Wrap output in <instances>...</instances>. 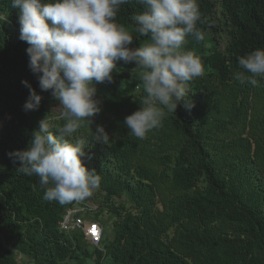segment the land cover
I'll use <instances>...</instances> for the list:
<instances>
[{
    "label": "trees",
    "instance_id": "trees-1",
    "mask_svg": "<svg viewBox=\"0 0 264 264\" xmlns=\"http://www.w3.org/2000/svg\"><path fill=\"white\" fill-rule=\"evenodd\" d=\"M197 3L203 39L188 36L183 49L199 56L204 73L188 82L187 102L162 127L139 139L124 125L145 95L134 62H119L113 82L97 93L102 110L91 128L104 126L110 142L84 149L83 162L102 178L85 200L102 226L94 246L81 230L60 228L74 202L45 201L39 177L18 172L20 162L8 155L28 147L46 114L63 121L28 68L19 9L0 0V264H264V79L253 86L234 77L238 57L264 48V0ZM216 6L227 30L223 50L215 44ZM144 10L130 0L117 15L132 47L149 41L132 20ZM21 81L42 96L38 110H23L29 88ZM76 136L89 140L87 126Z\"/></svg>",
    "mask_w": 264,
    "mask_h": 264
},
{
    "label": "clouds",
    "instance_id": "clouds-1",
    "mask_svg": "<svg viewBox=\"0 0 264 264\" xmlns=\"http://www.w3.org/2000/svg\"><path fill=\"white\" fill-rule=\"evenodd\" d=\"M130 0H11L19 9V39L26 42L28 68L37 76L41 91L59 101L56 124L46 114L33 130L26 149L8 153L16 169L39 177L45 201L60 205L83 202L100 187L101 176L83 162L85 145L110 142L104 126L91 125L101 112L97 84L113 82L118 63L134 62L142 69L143 95L140 107L124 118L130 133L144 139L162 127L168 113L187 102L188 82L200 77L204 67L199 56L185 51L186 38L202 40L196 25L200 19L197 0H137L144 11L132 17L135 32L149 36L143 46L132 47L134 37L117 22L122 6ZM5 20V17L2 18ZM241 71L234 73L241 83L258 85L264 79V48L238 57ZM246 73L248 75H246ZM29 88L23 110H38L42 96ZM192 107L191 104H186ZM87 126L89 140L76 134Z\"/></svg>",
    "mask_w": 264,
    "mask_h": 264
},
{
    "label": "built area",
    "instance_id": "built-area-1",
    "mask_svg": "<svg viewBox=\"0 0 264 264\" xmlns=\"http://www.w3.org/2000/svg\"><path fill=\"white\" fill-rule=\"evenodd\" d=\"M95 207L88 201L74 202L65 209L59 223L60 228L67 232L81 230L91 245L99 246L102 240V226L91 216Z\"/></svg>",
    "mask_w": 264,
    "mask_h": 264
},
{
    "label": "rangeland",
    "instance_id": "rangeland-1",
    "mask_svg": "<svg viewBox=\"0 0 264 264\" xmlns=\"http://www.w3.org/2000/svg\"><path fill=\"white\" fill-rule=\"evenodd\" d=\"M215 12H216V16H217V19H218V31H217V34H216V37H215V44L217 46V48L219 50H223L225 45H226V42H227V30L225 28H223V25H222V15H221V10H220V6H216L215 8ZM119 71V69L117 70V72ZM116 73V72H115ZM131 73L133 76H137L138 73H142V69H140L138 66H135L133 68H131ZM131 75V76H132ZM130 77V76H129ZM106 82L102 83V84H97L96 85V88H97V93L98 94H101L103 92V88L104 87V84ZM51 104H52V107L55 108V107H58L59 106V101L55 100V99H51ZM52 119V118H50ZM41 119H39L40 121ZM39 124V122H38ZM2 125V121H0V126ZM95 192V191H94ZM91 201V200H90ZM92 202V201H91ZM93 204V203H92ZM94 205V204H93Z\"/></svg>",
    "mask_w": 264,
    "mask_h": 264
}]
</instances>
